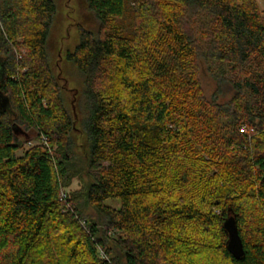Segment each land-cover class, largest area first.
<instances>
[{"label":"trees","instance_id":"16d2710c","mask_svg":"<svg viewBox=\"0 0 264 264\" xmlns=\"http://www.w3.org/2000/svg\"><path fill=\"white\" fill-rule=\"evenodd\" d=\"M129 1L87 0L99 29L67 52L85 78L82 195L63 192L80 144L48 59L56 1L0 0V264H264L258 1L134 0L127 35L117 20ZM87 204L106 238L82 222ZM232 215L241 259L227 248Z\"/></svg>","mask_w":264,"mask_h":264},{"label":"rangeland","instance_id":"374dc122","mask_svg":"<svg viewBox=\"0 0 264 264\" xmlns=\"http://www.w3.org/2000/svg\"><path fill=\"white\" fill-rule=\"evenodd\" d=\"M57 4V13L51 28L48 39L47 52L50 67L55 74L59 84L63 87L64 102L67 110L75 120V138L80 144L76 147L77 161L73 167L74 173L71 178L69 187L63 192L79 193L82 195L84 189L90 184V170L84 161V151L81 144L84 143V134L82 132V120L85 117V106L82 103V95L85 89V78L80 70L70 61L67 60V52L73 51L80 42V33L82 29L97 32L100 26L95 14L89 9L87 0H55ZM264 14V0H257ZM135 1L130 0L126 5V11L122 18L117 20V24L121 26L124 34H129L132 30L134 19ZM204 92L207 97H212L217 89V83L212 79L206 65L201 61L200 73ZM233 96L232 91L220 95L219 101L224 102ZM36 140L33 142L35 143ZM29 146V145H27ZM26 146V147H27ZM21 151L20 153H22ZM108 165V163H105ZM77 193V194H78ZM106 205L111 208H120L121 200L118 198H111L107 200ZM82 221L85 220L90 223L98 225L99 234L105 237V221L103 216L91 205H86L82 209ZM81 220V219H80ZM126 234L120 232L117 237L125 236ZM111 236V233H110ZM106 238V237H105ZM107 247L112 250L114 254H120L117 249L114 238L106 239ZM103 254V253H102Z\"/></svg>","mask_w":264,"mask_h":264},{"label":"water","instance_id":"95a60500","mask_svg":"<svg viewBox=\"0 0 264 264\" xmlns=\"http://www.w3.org/2000/svg\"><path fill=\"white\" fill-rule=\"evenodd\" d=\"M0 99L3 97L1 96ZM224 229L228 234L227 248L237 259H241L245 255L244 244L242 238L239 234L237 220L234 215L227 218L224 222Z\"/></svg>","mask_w":264,"mask_h":264},{"label":"built area","instance_id":"2783aa9c","mask_svg":"<svg viewBox=\"0 0 264 264\" xmlns=\"http://www.w3.org/2000/svg\"><path fill=\"white\" fill-rule=\"evenodd\" d=\"M245 129H246V126L242 127L241 131H245ZM63 196L65 197V194H63Z\"/></svg>","mask_w":264,"mask_h":264}]
</instances>
